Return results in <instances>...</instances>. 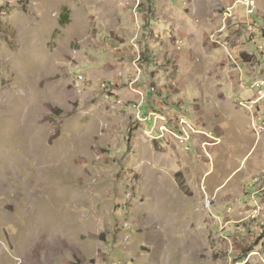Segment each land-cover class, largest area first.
<instances>
[{
    "label": "rangeland",
    "instance_id": "rangeland-1",
    "mask_svg": "<svg viewBox=\"0 0 264 264\" xmlns=\"http://www.w3.org/2000/svg\"><path fill=\"white\" fill-rule=\"evenodd\" d=\"M246 1L0 0V264H264ZM30 93L39 137L9 114Z\"/></svg>",
    "mask_w": 264,
    "mask_h": 264
},
{
    "label": "bare ground",
    "instance_id": "bare-ground-1",
    "mask_svg": "<svg viewBox=\"0 0 264 264\" xmlns=\"http://www.w3.org/2000/svg\"><path fill=\"white\" fill-rule=\"evenodd\" d=\"M37 97H38V94L30 93V94L21 96L19 98L16 97L17 99L11 98V105L10 106L12 108L10 109L9 114L12 115L11 118L15 119L14 124L16 125V129L19 131L17 133H23L25 135L26 132L30 133L32 131V134H33V132H36V135L40 136L41 132L34 129V126L32 125V122L34 119V113H35L34 112V105H35L34 100ZM30 99L33 102V104H30ZM26 135H28V134H26ZM37 136H34V137L36 138ZM33 264H35V261Z\"/></svg>",
    "mask_w": 264,
    "mask_h": 264
},
{
    "label": "built area",
    "instance_id": "built-area-1",
    "mask_svg": "<svg viewBox=\"0 0 264 264\" xmlns=\"http://www.w3.org/2000/svg\"><path fill=\"white\" fill-rule=\"evenodd\" d=\"M246 6H247V10H248L249 15L253 14V13H254V9H255V5H254V3H253L252 1L250 2V0H247V1H246ZM135 81H136V80H133V81L130 83V85L132 86V85L135 83ZM263 84H264V81H263ZM101 86H103L105 92H109L110 89H111V87H112V86H110V82H109V81H105V82H103V83L101 84ZM259 86H260V85H259ZM263 91H264V89H262L260 92L264 93ZM106 95H109V96H110L109 93H107ZM263 97H264V96H263ZM263 97H262V98H263ZM139 108H140V107H139ZM151 115H152V116H149L148 119H153L154 122H156V121H158V120L161 121L162 119H164L163 116H161V115H159V114L156 115V113H153V114H151ZM139 119H143V118L140 116V113H139ZM181 122H182V124H184V120H183V119L181 120ZM164 131H165V130H163V132H164ZM166 131H167V130H166ZM179 138H180L183 142L189 140V136L186 135V133H185V135L180 136Z\"/></svg>",
    "mask_w": 264,
    "mask_h": 264
},
{
    "label": "crops",
    "instance_id": "crops-1",
    "mask_svg": "<svg viewBox=\"0 0 264 264\" xmlns=\"http://www.w3.org/2000/svg\"><path fill=\"white\" fill-rule=\"evenodd\" d=\"M121 50V49H120ZM97 69V68H96ZM262 82V81H261ZM147 96V95H146ZM153 104V105H152ZM136 106V105H135ZM146 106L147 107H149L146 111H145V108H146ZM156 107V105L152 102V100H149V99H147V101H146V103H143V106H141V108H140V116H141V113L144 115L145 113H149V110H150V107L151 108H153V107ZM174 106V105H173ZM156 110H159V113L161 114V115H163V108H160V109H156ZM165 112V111H164ZM153 113H156V112H153ZM152 113V114H153ZM159 114V115H160ZM137 115H138V117H139V113H137ZM164 116V115H163ZM141 117H143V120L141 119V121H146L147 119H148V117L147 116H141ZM139 120V119H138ZM149 120H153V119H149ZM140 121V120H139ZM161 122H163V121H161ZM164 128H166L165 126H164ZM162 129V130H165V129Z\"/></svg>",
    "mask_w": 264,
    "mask_h": 264
},
{
    "label": "trees",
    "instance_id": "trees-1",
    "mask_svg": "<svg viewBox=\"0 0 264 264\" xmlns=\"http://www.w3.org/2000/svg\"><path fill=\"white\" fill-rule=\"evenodd\" d=\"M62 15H63V17H62L61 22H62L63 24L68 23V22H69V20H68V18H69V13H68V9H67V8H64V9H63V11H62Z\"/></svg>",
    "mask_w": 264,
    "mask_h": 264
}]
</instances>
